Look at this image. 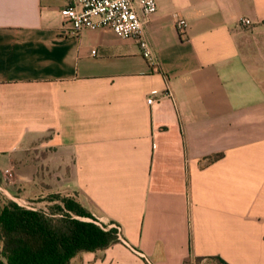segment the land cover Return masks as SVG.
<instances>
[{"label":"crops","instance_id":"obj_1","mask_svg":"<svg viewBox=\"0 0 264 264\" xmlns=\"http://www.w3.org/2000/svg\"><path fill=\"white\" fill-rule=\"evenodd\" d=\"M70 2L0 0V187L121 228L73 264H264V0H156L157 66Z\"/></svg>","mask_w":264,"mask_h":264},{"label":"trees","instance_id":"obj_2","mask_svg":"<svg viewBox=\"0 0 264 264\" xmlns=\"http://www.w3.org/2000/svg\"><path fill=\"white\" fill-rule=\"evenodd\" d=\"M53 199L64 207L27 208L0 197V264H73L82 254L120 242L115 227L101 223L80 203L59 195Z\"/></svg>","mask_w":264,"mask_h":264},{"label":"built area","instance_id":"obj_3","mask_svg":"<svg viewBox=\"0 0 264 264\" xmlns=\"http://www.w3.org/2000/svg\"><path fill=\"white\" fill-rule=\"evenodd\" d=\"M157 11L156 0H71L62 10V16L66 21L67 34L77 36L85 30L110 28L118 37L134 40L142 50L144 58L157 66L158 59L153 56L146 37V24ZM241 24L249 27L252 21L243 18ZM177 28L184 33L188 28L187 21L178 20ZM153 101L150 98L148 103L152 104ZM115 228L121 237V228Z\"/></svg>","mask_w":264,"mask_h":264},{"label":"rangeland","instance_id":"obj_4","mask_svg":"<svg viewBox=\"0 0 264 264\" xmlns=\"http://www.w3.org/2000/svg\"><path fill=\"white\" fill-rule=\"evenodd\" d=\"M9 186H10L9 181H8V183H4L3 182V187H0V197H7V198H9V199L17 202L19 205L23 206L24 203L21 204L20 202L16 201L15 199H12V198H10L8 196V195H10L9 194V191H10ZM14 193H16L15 190H14ZM58 195L61 196V194H49V196H47L44 200L43 199H39L38 200V202H41V203L44 202L43 204H41V205H30V204H28V205H26V207H28V208L29 207L30 208H35V209H44V208H47V209H45L47 211H49V209L51 207H53L54 205H61L62 207H64V204L62 203L61 200H59V201H53L54 200L53 198L56 197V196H58ZM63 198L70 199V200H74V201L78 202V200H77L76 197H63ZM23 207H25V206H23ZM77 264H79V263H77ZM189 264H215V263L214 262H211V261H198V260H194L193 262H190Z\"/></svg>","mask_w":264,"mask_h":264}]
</instances>
